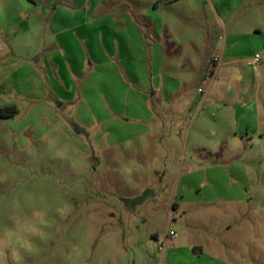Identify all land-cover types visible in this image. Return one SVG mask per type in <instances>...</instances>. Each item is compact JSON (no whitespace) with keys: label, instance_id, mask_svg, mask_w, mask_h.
Returning a JSON list of instances; mask_svg holds the SVG:
<instances>
[{"label":"rangeland","instance_id":"rangeland-1","mask_svg":"<svg viewBox=\"0 0 264 264\" xmlns=\"http://www.w3.org/2000/svg\"><path fill=\"white\" fill-rule=\"evenodd\" d=\"M10 105L24 264H264V0H0Z\"/></svg>","mask_w":264,"mask_h":264},{"label":"clouds","instance_id":"clouds-1","mask_svg":"<svg viewBox=\"0 0 264 264\" xmlns=\"http://www.w3.org/2000/svg\"><path fill=\"white\" fill-rule=\"evenodd\" d=\"M30 211L8 216V222L0 224V264H24L25 254L36 250V241L46 238L50 227L49 209L29 205ZM57 213L62 214L60 208Z\"/></svg>","mask_w":264,"mask_h":264},{"label":"trees","instance_id":"trees-1","mask_svg":"<svg viewBox=\"0 0 264 264\" xmlns=\"http://www.w3.org/2000/svg\"><path fill=\"white\" fill-rule=\"evenodd\" d=\"M16 113H17V108L15 105L0 107V116L10 117V116H14Z\"/></svg>","mask_w":264,"mask_h":264},{"label":"built area","instance_id":"built-area-1","mask_svg":"<svg viewBox=\"0 0 264 264\" xmlns=\"http://www.w3.org/2000/svg\"><path fill=\"white\" fill-rule=\"evenodd\" d=\"M258 55L257 54H255V61L258 59ZM169 234L171 235V236H175V233L173 232V231H169Z\"/></svg>","mask_w":264,"mask_h":264}]
</instances>
